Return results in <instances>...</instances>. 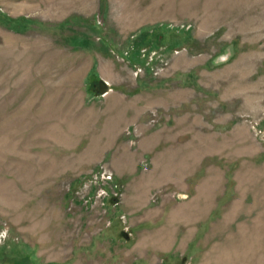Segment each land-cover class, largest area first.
<instances>
[{
	"label": "rangeland",
	"instance_id": "obj_1",
	"mask_svg": "<svg viewBox=\"0 0 264 264\" xmlns=\"http://www.w3.org/2000/svg\"><path fill=\"white\" fill-rule=\"evenodd\" d=\"M0 264H264V0H0Z\"/></svg>",
	"mask_w": 264,
	"mask_h": 264
},
{
	"label": "water",
	"instance_id": "obj_2",
	"mask_svg": "<svg viewBox=\"0 0 264 264\" xmlns=\"http://www.w3.org/2000/svg\"><path fill=\"white\" fill-rule=\"evenodd\" d=\"M99 85H100L99 90L101 93L105 92L108 89L106 83H104V82H100Z\"/></svg>",
	"mask_w": 264,
	"mask_h": 264
}]
</instances>
